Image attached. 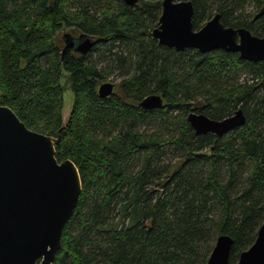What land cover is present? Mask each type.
Masks as SVG:
<instances>
[{"label":"trees","instance_id":"obj_1","mask_svg":"<svg viewBox=\"0 0 264 264\" xmlns=\"http://www.w3.org/2000/svg\"><path fill=\"white\" fill-rule=\"evenodd\" d=\"M190 1L193 29L219 13L264 34V13L255 18L264 0ZM161 2L0 0V104L56 136L65 76L72 93L55 156L75 163L82 189L53 264H206L220 234L236 264L264 220V61L160 44ZM63 28L95 44L63 54ZM114 70V93L100 98ZM149 94L162 96L160 108L140 106ZM238 108L245 123L221 136L187 121Z\"/></svg>","mask_w":264,"mask_h":264},{"label":"water","instance_id":"obj_2","mask_svg":"<svg viewBox=\"0 0 264 264\" xmlns=\"http://www.w3.org/2000/svg\"><path fill=\"white\" fill-rule=\"evenodd\" d=\"M132 6L138 0H122ZM158 25L152 36L160 44L177 51L194 48L200 52L214 49L237 52L248 61H264V34L255 35L245 27L226 26L214 14L199 29H193L194 13L190 0H162ZM264 13V7L255 18ZM61 52L84 55L95 44L86 35L63 37ZM115 83L105 80L97 85L100 98L114 93ZM162 96L149 94L141 102L144 109L160 108ZM68 112H62V125ZM187 121L196 134L223 135L245 123L238 108L229 116L211 119L190 112ZM59 129V130H60ZM28 128L6 105L0 104V264H53L61 248L62 232L72 216L82 189L75 163L58 161L55 145L60 141ZM232 238L217 236L206 264H228ZM236 264H264V220L254 242L239 256Z\"/></svg>","mask_w":264,"mask_h":264},{"label":"rangeland","instance_id":"obj_3","mask_svg":"<svg viewBox=\"0 0 264 264\" xmlns=\"http://www.w3.org/2000/svg\"><path fill=\"white\" fill-rule=\"evenodd\" d=\"M248 11L255 12V10L251 6H248ZM69 30H70L69 28H65V29L63 28V30H61V32L59 34V43H60V48L61 49L64 46V42L62 41L61 38L64 37L65 35H67V34H70L71 30L70 31ZM96 56H97V52L95 51L93 53V57H96ZM117 72H118L117 70H114L112 75L109 76L108 79L111 82L116 83L118 81V78H116L117 77L116 76ZM61 84L63 85V98H64L63 112L65 113V112H68L70 107H71L72 93H71V91L68 88V83H67L66 76L61 79Z\"/></svg>","mask_w":264,"mask_h":264}]
</instances>
